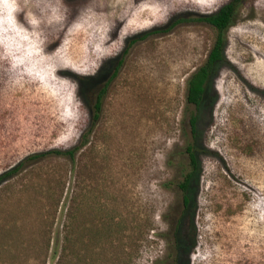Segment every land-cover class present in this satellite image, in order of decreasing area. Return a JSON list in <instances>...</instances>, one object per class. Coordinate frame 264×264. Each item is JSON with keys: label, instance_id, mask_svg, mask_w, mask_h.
I'll list each match as a JSON object with an SVG mask.
<instances>
[{"label": "rangeland", "instance_id": "1", "mask_svg": "<svg viewBox=\"0 0 264 264\" xmlns=\"http://www.w3.org/2000/svg\"><path fill=\"white\" fill-rule=\"evenodd\" d=\"M226 1L0 0V175L18 166L0 180V264H264V0L227 28L193 133L184 100L214 35L190 18ZM118 60L91 121L77 77L99 88ZM82 133L72 160L27 159Z\"/></svg>", "mask_w": 264, "mask_h": 264}, {"label": "trees", "instance_id": "2", "mask_svg": "<svg viewBox=\"0 0 264 264\" xmlns=\"http://www.w3.org/2000/svg\"><path fill=\"white\" fill-rule=\"evenodd\" d=\"M244 0H227L223 3L216 11L210 14L197 15L190 18L193 21H201L210 25L214 31L212 43L207 51V54L200 65H198L186 78L185 81V96L184 100L187 105H192L195 111L189 113V126L190 131L193 133L195 131V125L197 121V111L200 109L204 102V97L208 87L210 86L211 79L215 73L216 66L224 61V48L226 43L225 32L229 26L234 22L236 13L243 3ZM172 25V24H171ZM168 27V26H167ZM165 27V28H167ZM121 64V60L117 61V64L114 66L111 75L104 80L100 87H87L84 84L87 78L77 77L79 82V96L80 98L89 103L91 109V121H94L98 117V112L100 110V101L105 92L106 86L115 76L118 67ZM90 99V101H89ZM214 99V98H213ZM85 142V134L82 133L78 140V143L74 144L70 148L66 149H51L46 152L34 153L28 156L30 158H38L44 155L53 154L56 156H65L69 159H73L76 151L80 146ZM197 147L191 143L186 146V152L188 156V169L182 175V180L178 184V187L181 191L183 204L186 205L188 202L187 193L190 190V187L193 186V183H196L199 173L198 159L196 157ZM20 165V164H19ZM18 166L11 168L10 170L2 173L0 175V180L8 178L12 175ZM193 214V212H192ZM177 224L180 222V219L177 218ZM60 245L56 242L53 247L52 254L62 256V253L65 254L66 246L72 241L70 240L68 234H62L60 236ZM63 242V245L61 244ZM66 242V245H64ZM68 243V244H67ZM70 247V246H69ZM57 249L59 250L57 254ZM71 254L73 251L70 252Z\"/></svg>", "mask_w": 264, "mask_h": 264}]
</instances>
